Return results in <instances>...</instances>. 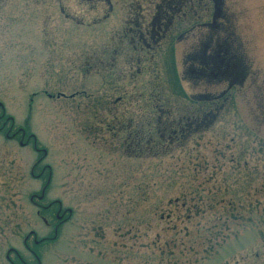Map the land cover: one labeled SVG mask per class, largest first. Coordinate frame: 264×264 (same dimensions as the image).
<instances>
[{
	"label": "rangeland",
	"instance_id": "1",
	"mask_svg": "<svg viewBox=\"0 0 264 264\" xmlns=\"http://www.w3.org/2000/svg\"><path fill=\"white\" fill-rule=\"evenodd\" d=\"M0 103V264H264V0H0Z\"/></svg>",
	"mask_w": 264,
	"mask_h": 264
},
{
	"label": "flooded vegetation",
	"instance_id": "2",
	"mask_svg": "<svg viewBox=\"0 0 264 264\" xmlns=\"http://www.w3.org/2000/svg\"><path fill=\"white\" fill-rule=\"evenodd\" d=\"M157 10H158V12H157ZM156 14H157V16H156L157 19L162 18V16L164 15V13L161 10V7L159 5L156 8ZM162 19L158 20L159 21V31L162 30V27H161L162 26V21H161ZM13 38H14V35H12V40H13ZM204 62H205V68H206L205 71L207 73H209V70H210V72H212L215 77H218L219 75L225 76V75H227L230 72L229 70H227V68L225 67L224 63L221 61V56H212V57L204 58ZM222 64L224 66L223 68H222ZM213 70H216V71H213ZM0 109H2V113H3V114L1 113V115H0V122H1L2 119L5 117V116H3L4 115V111H3V106L1 105V103H0ZM10 121H11V123H13V119L12 118H10V119L7 118V122H10ZM18 134H21L20 139L17 138ZM0 135H2L6 139V141L18 142L19 147L22 148V149L27 147V143L24 142V139H25V131H24V129H19L18 132L15 134V133H13V124H12L11 128L8 131H6L5 128H0ZM33 139H35V138H33ZM35 151L37 153L39 152L36 149H35ZM44 154L46 155V153H44ZM43 192H44V190H43ZM34 197L35 196H33L30 200H31L32 204L36 205V203L34 202ZM37 206L39 207V209H42L41 205H37ZM43 209H46V207L43 208ZM60 211H61V208H60ZM38 215H40L39 212H38ZM57 218L60 219V216H58ZM43 222L46 224V220L45 219H43ZM31 253H32V251H31ZM7 259H8L7 261L9 262V264H14L13 261L9 258V256H7Z\"/></svg>",
	"mask_w": 264,
	"mask_h": 264
},
{
	"label": "trees",
	"instance_id": "3",
	"mask_svg": "<svg viewBox=\"0 0 264 264\" xmlns=\"http://www.w3.org/2000/svg\"><path fill=\"white\" fill-rule=\"evenodd\" d=\"M224 57L223 56H221V59H223ZM201 65H203L204 67H205V62H204V60H202L201 61ZM202 68L201 70L199 69L197 72H196V76H197V78H198V76L200 77V79H203V78H205L206 77V74L204 75V73H202V71H204V72H206L205 70H203V69H206V68ZM213 71H216V70H213ZM208 77L209 78H214L215 76H214V74L212 73V72H210L209 71V73L207 74V78H205V79H208ZM190 125V124H189Z\"/></svg>",
	"mask_w": 264,
	"mask_h": 264
}]
</instances>
